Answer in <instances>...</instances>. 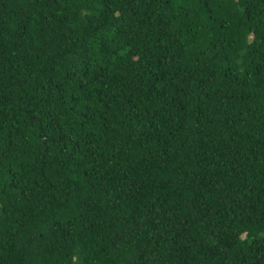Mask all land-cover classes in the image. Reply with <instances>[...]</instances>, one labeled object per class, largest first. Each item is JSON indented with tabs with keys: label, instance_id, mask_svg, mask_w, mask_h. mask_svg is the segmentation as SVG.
Returning <instances> with one entry per match:
<instances>
[{
	"label": "trees",
	"instance_id": "1",
	"mask_svg": "<svg viewBox=\"0 0 264 264\" xmlns=\"http://www.w3.org/2000/svg\"><path fill=\"white\" fill-rule=\"evenodd\" d=\"M0 264H264V0H0Z\"/></svg>",
	"mask_w": 264,
	"mask_h": 264
}]
</instances>
